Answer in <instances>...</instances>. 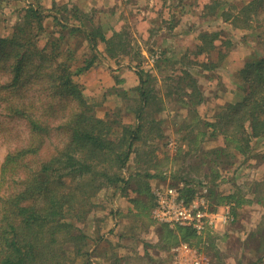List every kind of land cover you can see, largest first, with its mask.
I'll return each instance as SVG.
<instances>
[{
	"label": "trees",
	"instance_id": "obj_1",
	"mask_svg": "<svg viewBox=\"0 0 264 264\" xmlns=\"http://www.w3.org/2000/svg\"><path fill=\"white\" fill-rule=\"evenodd\" d=\"M210 1L215 16H223L238 28L254 31L264 27V0L240 4ZM54 8L49 11L38 1L31 3L13 34L0 36V73L7 77L0 81V101L6 103L2 105L7 111L4 114L24 119L30 132L27 144L9 151L0 169V264L91 263L92 249L108 238L101 233L91 237L81 224L93 218L97 195L103 189H132L135 196L129 195L130 190L123 195L134 204L136 217L150 215L155 205L150 180L155 176L154 166L159 164L158 140L164 136L161 113L166 109L165 96L154 85L156 77L141 69L137 86L112 89L123 97L121 105L106 117L98 116L99 104L87 96L75 77L100 59V43L106 44V53H112L117 44L121 47L125 30L116 27L119 18L114 9L115 22L99 25L95 15L90 17V12L82 8L56 4ZM66 10L72 15H66ZM263 31L259 34L262 41ZM220 34L200 33L203 44H199L197 53L205 52L209 45L222 53V59L227 56L221 48L224 41L218 47ZM44 38L47 41L42 45ZM84 44L89 45L91 53L75 65ZM182 70L183 75L164 79L176 82L170 85L168 96L189 111H196L203 102L202 87L189 70ZM238 75L242 97L223 106L217 121H205L199 115L189 125L184 124L187 130L192 127L184 137V158L194 154L190 151L203 148L199 146L202 131L194 134L195 125L202 122L213 128L212 138L221 136L224 140L223 145L204 147L203 155L214 154L215 161L227 155L234 163L239 153L245 156L252 152L253 139L264 136V54L257 61L247 62ZM186 77L189 81L184 83ZM131 161L139 166L135 172ZM142 163L144 168L140 167ZM133 179L137 186L131 187ZM263 199L259 197L257 202L264 204ZM163 230L169 237L180 235L167 226ZM179 232L184 240L192 233L187 227L179 228Z\"/></svg>",
	"mask_w": 264,
	"mask_h": 264
},
{
	"label": "rangeland",
	"instance_id": "obj_2",
	"mask_svg": "<svg viewBox=\"0 0 264 264\" xmlns=\"http://www.w3.org/2000/svg\"><path fill=\"white\" fill-rule=\"evenodd\" d=\"M36 1L49 11H55V4L82 8L90 12V17L95 15L94 21L99 25L115 22L111 10L117 12L119 19L115 25L118 30H125L120 39L124 41L122 49L117 44L112 53H106V44L98 45L100 59L75 77L85 90L87 84L82 82L81 76L93 67L103 64L113 72L117 68L131 66L138 72L141 69L151 71L157 79L154 85L165 96L166 109L161 113L164 136L158 140L162 154L159 164L152 170L155 176L150 180L155 198L152 212L148 216H135L132 212L134 204L123 195L130 190L129 195L135 196L132 189L100 191L91 214L93 218L81 227L91 237H98L101 233L108 239L101 240L99 246L92 249L96 253L91 255L92 262L89 264H171L175 258L174 249L182 244L197 249L194 254L204 257L207 264H264V204L257 202L259 197L264 198V185H259V181H264V136L253 139L252 152L245 156L239 153L234 163L231 164L232 159L227 155L215 161L214 154L203 155L204 149L223 145L224 140L221 136L212 138L210 133L213 128L206 127L202 122L195 125L194 134L202 131L199 146L203 148L198 152L190 151L194 154L186 158L181 154L186 149L184 137L192 128L187 130L184 124L189 125L199 115L205 121H217V114L223 106L242 97V90L237 84L238 70L264 54V40L259 38L264 27L254 31L238 28L223 16H215L211 12L210 0H0V36H11L24 10ZM232 1L240 4L249 0ZM207 3L209 8H205ZM95 9L99 13H94ZM71 13L65 11L66 15ZM255 23L258 25L259 19ZM204 31L221 32L218 47H221V40L224 41L221 48L227 51V56L222 59V53L209 48V45L205 52L197 53L199 44H203L199 36ZM45 41L47 38L42 39L41 44ZM88 46L84 44L79 49V62L75 65L82 63L84 55H90ZM155 53H159L160 61H153ZM182 69L189 70L202 87L203 102L196 111H189L190 108H184L174 97L168 96L170 85L176 82L164 79L172 74L183 75ZM5 79L7 77L0 73V81ZM188 81L186 77L184 83ZM2 93L7 95L5 91ZM118 94L119 91L111 89L106 97L104 92H100L91 99L97 103L109 99L111 105L115 101L120 106L123 97ZM2 104L6 103L0 101ZM6 112L4 105L0 106V169L5 155L27 144L30 137L26 121L15 115L8 117L4 114ZM143 163L141 168H144ZM130 167L134 171L139 166L136 161H131ZM129 172H126L127 175ZM135 185L136 180L133 179L131 187ZM160 186L165 192H178L188 204L203 201L214 224H208L199 232L191 226L158 221L153 216V210L156 206L155 190ZM164 226L177 229L174 232L180 234L178 238L166 235ZM181 227L190 228L192 233L188 240L182 238ZM259 238L263 241L259 242ZM194 254L188 253L189 256Z\"/></svg>",
	"mask_w": 264,
	"mask_h": 264
},
{
	"label": "built area",
	"instance_id": "obj_3",
	"mask_svg": "<svg viewBox=\"0 0 264 264\" xmlns=\"http://www.w3.org/2000/svg\"><path fill=\"white\" fill-rule=\"evenodd\" d=\"M159 53L153 54V61L159 59ZM156 206L153 210V216L160 222L172 225L180 224L191 226L196 231H203L208 224H214L207 211V205L203 201L196 200L188 204L185 198L178 192L171 190L163 191V188L157 187L155 190ZM227 221V219H226ZM197 252L193 246L182 244L174 249L175 258L171 264H207L202 256H196ZM188 253L194 255L189 256Z\"/></svg>",
	"mask_w": 264,
	"mask_h": 264
},
{
	"label": "crops",
	"instance_id": "obj_4",
	"mask_svg": "<svg viewBox=\"0 0 264 264\" xmlns=\"http://www.w3.org/2000/svg\"><path fill=\"white\" fill-rule=\"evenodd\" d=\"M81 77L83 80L82 82L87 84L85 91L87 96H90V98H92L91 96L93 95L95 96V94L98 95L100 92H104L105 96L107 92L109 94V90L115 88L119 90H129L137 86L140 81L138 71L131 66L117 68L112 72L107 69L106 65L103 64L98 68L93 67ZM109 102L110 100L107 99L106 101L102 100L98 103L99 105L96 110L98 116L105 117L112 108L119 105H116L115 101L113 105ZM158 153H160V149L158 150ZM161 154L162 153L159 154L160 158Z\"/></svg>",
	"mask_w": 264,
	"mask_h": 264
}]
</instances>
